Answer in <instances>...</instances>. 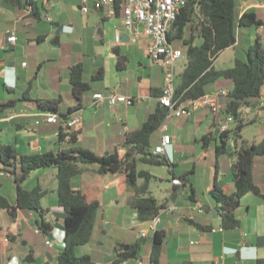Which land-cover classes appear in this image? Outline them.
<instances>
[{
	"label": "crops",
	"instance_id": "0c3cea01",
	"mask_svg": "<svg viewBox=\"0 0 264 264\" xmlns=\"http://www.w3.org/2000/svg\"><path fill=\"white\" fill-rule=\"evenodd\" d=\"M36 6L41 8L39 17L34 16L27 6L19 8L4 5L5 9L0 10V103H10L11 106L0 112V143L12 146L22 156L68 149L70 146L65 143L57 144L58 129L65 125L63 122L66 120L77 118L78 122L71 128L78 132V146L98 156L116 152L119 157H123L125 150L119 146L124 136L139 129L148 115L154 112L158 103L155 93L160 92L163 86V69L150 62L146 55L148 39L142 36L137 44L130 43L121 23L119 3L113 7V15H109V8L95 10L93 0H48L45 4L38 0ZM83 7L87 8V13L81 11ZM46 8L51 15V22L44 18ZM248 10L256 13L263 21V26L252 30L239 29L235 44L222 51L214 61H219L224 54L233 51L225 60L230 66L215 68L213 64L216 70L231 68L236 57L242 59L256 37L264 45L263 0H238V16ZM8 32L14 33L15 43L7 42ZM116 36L119 42L115 41ZM184 38L188 39L187 34ZM23 40L27 49H24ZM199 42L196 37L194 43ZM172 44L182 52V57L174 66L175 86H178L187 60L182 42L175 41ZM22 50L27 52V57H18ZM22 62L26 66H21ZM77 64L82 65V79L88 84V90L79 100L74 98L70 83V70ZM231 89L230 81L218 80L207 85L204 94ZM97 92L105 96L130 97L133 103L130 106L117 104L113 108L106 104L95 107L92 95ZM38 100L56 101L59 113H71L63 122L58 117L56 124L41 123L43 116L49 113L36 106ZM218 103L223 110L226 98L219 97ZM255 104L256 100L247 112V120L254 121L255 142L258 143L264 136V116H259L261 110L256 107L252 109ZM223 117L222 114L213 115L207 109H200L189 116L168 118L153 134L152 148L160 143L163 135L171 137V145L165 149L163 156L173 164V167H168L171 179L177 177L183 183V192L176 201L177 209L172 213L161 210L160 223L155 231L148 229L147 222L139 221L136 212L130 207L132 193L127 190L124 173L98 175L95 173L96 166H83L85 171L71 180L72 188L79 191L86 201L97 202L99 211L91 241L79 247V256L87 255L96 264L113 261L137 264L138 260L146 263L149 262L155 232L158 231L164 233L158 264H258V261L264 264V199L252 193L244 195L235 210L240 226L223 230L219 209L209 194L215 181L225 193L234 192L231 177L234 160L226 157L230 149L235 152L242 143L249 144L242 139L243 129L235 131L234 124L229 128L234 139L228 135L227 153L217 154L216 147L221 142L218 123ZM247 123L251 122L244 121L243 125ZM263 170L261 178L255 183L264 195ZM139 171L147 172L151 180H162L149 169ZM183 176L186 178L184 182L181 179ZM141 183L139 179L138 184ZM36 186L47 191L40 200V206L48 210L43 220L51 223L58 218V224H61L62 209L58 206L55 192V170L47 168L32 171L20 185L23 190H31ZM149 192L158 204L166 206L176 198L178 189L172 186L168 196L161 202L151 192L150 183ZM0 195L10 205H16L13 178L1 171ZM198 206L203 208L202 214L195 209ZM214 209L217 210L216 218L212 215ZM35 218L34 214L17 209L15 219L11 220L6 210L0 209V226L5 229L0 227V241L4 245L1 250H5L4 253L0 250V264H30L24 261L23 253L14 250L19 242L14 243L15 246L10 245L6 236L14 237L18 232L22 236L21 244L34 254L35 245L25 240V232L37 228ZM106 225L125 228L134 234L133 237L111 241L113 251L107 259L98 251L97 254H89L83 250L90 244L101 243ZM60 231L54 228L46 236L57 241L54 244L57 253L63 248L58 243ZM37 236L47 247L45 238ZM136 242L140 244L139 259H123L121 253ZM57 253L51 255L42 252L34 258L35 264H54ZM12 258L15 260L11 261Z\"/></svg>",
	"mask_w": 264,
	"mask_h": 264
},
{
	"label": "trees",
	"instance_id": "16d2710c",
	"mask_svg": "<svg viewBox=\"0 0 264 264\" xmlns=\"http://www.w3.org/2000/svg\"><path fill=\"white\" fill-rule=\"evenodd\" d=\"M2 1L5 6L30 7L34 16L40 15L41 8L36 6L37 1ZM237 5L238 0H200L198 2L188 0L181 8L168 34L169 42H182L183 54L187 60L180 74V83L175 88L177 98L197 99L204 95L207 85L218 80L230 81L232 89L225 97L226 103L220 113L223 116H237L238 111L244 108L250 110L251 104L257 101L264 91V45L259 37H256L253 44L245 50L242 59L237 57L234 59L231 68L216 70L213 67L219 54L235 44L238 27L257 29L263 26V21L252 10L245 11L239 17ZM187 29L190 34L185 40ZM196 37L200 40L199 44L194 43ZM117 64H120V60ZM82 74L81 64L73 66L70 70L72 94L77 100L88 90V84L83 81ZM160 94L161 91L155 93L156 96ZM35 103L40 110L56 115L62 122L71 113V111L66 115L59 113L56 101L38 100ZM9 107H11L10 103H0V112ZM262 110L264 111V108ZM164 117L165 113L157 103L156 109L148 115L141 127L124 136L119 146L125 150L123 157H119L116 152L98 156L78 146V132L68 127L66 122H63L65 125L58 129L57 144L65 143L70 146L68 149L22 156L12 146L0 143V163L3 166L0 171L10 175L16 187V205H10L8 200L0 195V209L6 210L11 220L15 219L17 209L34 214L36 229L44 238L54 228L64 232L63 248L55 256L54 264H96L87 255L76 256L75 249L91 241L99 204L95 201H86L79 191L72 188L71 180L85 171L83 167L85 165L96 166L95 173L98 175L124 173L127 190L132 193L129 205L136 212L137 219L147 222L158 215L165 206L158 204L149 192L152 177L147 172L137 170V166L142 164L173 167V164L169 163L164 156L154 155L151 150V138L162 125ZM242 127L243 122L238 121L235 131ZM229 132L228 130L219 135L221 142L216 147L218 155L227 153ZM235 157L231 166L234 192L225 193L216 181L209 192L219 209L223 230L236 229L240 226L239 220L235 217V210L244 195L252 193L264 199L254 179L255 158H264V136L258 143L248 145L245 142L242 143L235 151ZM47 168L55 170V192L58 206L62 209L61 224H58V218L51 223L43 220L48 210L40 206V200L47 194L46 190H42L40 186L31 190H23L20 187L30 172ZM139 179L143 180L141 184H138ZM181 179L183 182L186 180L185 176ZM194 225L200 227L197 224ZM163 238V232H155L149 257L150 264H158ZM139 245L138 242L129 245V250L121 253L123 259L138 260ZM24 261L27 263L35 261L31 251L28 252ZM108 264H119V262L113 261Z\"/></svg>",
	"mask_w": 264,
	"mask_h": 264
},
{
	"label": "built area",
	"instance_id": "2783aa9c",
	"mask_svg": "<svg viewBox=\"0 0 264 264\" xmlns=\"http://www.w3.org/2000/svg\"><path fill=\"white\" fill-rule=\"evenodd\" d=\"M36 2L38 0H31ZM44 4L48 0H42ZM188 0H93V8L95 10H102L109 8V15H113V7L117 2L122 10L121 23L127 31L129 41L131 44H137L139 39L144 36L148 39L146 46V55L150 62L157 64L163 69V86L161 94L157 97L158 104L166 108L164 120L168 118H181L189 116L193 111L200 109H207L213 115H219L222 107L218 103L219 97H226L229 90H219L208 94H204L197 99H181L177 98L175 93V63L182 57L181 50L175 48L171 42L168 41V34L172 27L173 22L176 20L182 7L185 6ZM198 2L200 0H192ZM196 5V4H195ZM50 8V5L48 6ZM30 8V7H29ZM83 13H87V8H81ZM44 18L47 22H51V15L48 13L47 8L44 12ZM71 28H69V32ZM115 41L119 42V37H115ZM8 43H15L16 37L13 32H8ZM21 66H26L25 62ZM94 100L93 105L99 107L106 104L109 108H113L117 104H124L130 106L133 99L123 95H107L102 92H97L92 95ZM256 108H264V91L256 101ZM248 109V110H247ZM249 108H244L238 111L237 116L227 115L224 116L218 123V132L225 133L229 130L231 125L237 124L238 121L244 122L247 118ZM59 119L54 114H45L41 123L56 124ZM78 122L77 118L67 120L68 127L74 126ZM163 124V123H162ZM171 145V137L163 135L160 143L152 148L154 155H164L165 149ZM171 184L177 187L178 193L176 198L170 204L166 205L162 211L172 213L177 209L176 201L179 195L183 192V183L177 177L171 179ZM198 213L204 212L201 206L195 208ZM160 223V216L155 215L147 221L148 229L155 231ZM34 233L40 235L37 229ZM59 242L63 246L64 232L60 231ZM55 239L52 240L45 237V245L48 248L54 247ZM15 260L14 258L11 261ZM10 261V262H11ZM17 264V262L15 263ZM137 264H150L138 260Z\"/></svg>",
	"mask_w": 264,
	"mask_h": 264
},
{
	"label": "rangeland",
	"instance_id": "374dc122",
	"mask_svg": "<svg viewBox=\"0 0 264 264\" xmlns=\"http://www.w3.org/2000/svg\"><path fill=\"white\" fill-rule=\"evenodd\" d=\"M264 2V0H263ZM4 4H3V1L0 0V10H4ZM239 29H242V30H247V29H250L252 30L253 28H245V27H238L237 28V32L236 34H238L239 32ZM192 32V31H191ZM194 32V31H193ZM243 32V31H242ZM186 34L187 36H189L190 34V31L187 29L186 31ZM196 32L194 33V35L196 36ZM146 38H143V40H145ZM147 40V39H146ZM23 44H24V40L22 41ZM24 49H27V47L25 46L24 44ZM233 54V51H230L226 54L223 55V57H221L219 59V61H216L214 63L215 65V68H226V67H229L230 65H227L226 63V58L227 56L229 55H232ZM18 57L22 58V57H27V52H25L24 50L20 51ZM178 66H176V70H177ZM248 110V109H247ZM261 110V111H260ZM259 111V116H264V111L262 109H260ZM250 112H254V111H250ZM249 119V118H248ZM245 122H251V123H247L245 125H243L242 129H243V133H242V139L244 140H247L249 144L251 143H256L255 140V127L253 126L254 124V121H251V120H247V118L245 119ZM236 125V124H235ZM232 131L229 132V136L231 138L234 139L233 135H232ZM248 145V144H247ZM240 147V146H239ZM228 157H226L227 159H233L235 161V152L233 149H230L229 150V153H228ZM227 156V155H226ZM177 160V159H176ZM178 162V160H177ZM264 168V158H260V157H256L255 158V163H254V179L256 182H258V180L261 178L262 176V170ZM141 169H149L150 171L154 172L156 175H158L159 177L162 178V180L160 179H153L150 181V190L151 192L158 198L159 202L161 201H164V197H167L168 196V192L169 190L172 188V184H171V176L169 174V168L168 166H148V165H142V164H139L137 166V170H141ZM261 174V175H260ZM256 177V178H255ZM141 181H143L142 179H140ZM31 225V224H30ZM2 229H4V226H0ZM9 229H12L11 227ZM33 229V227H32ZM104 230H105V235L102 236L100 238V244H90L88 247H85V251H88V253L90 254H97L99 252V254L102 256V257H105L107 259V257H109V253L112 252V248L110 247V244H111V241H113L114 239H121V237H133V233L132 231H128L126 230L125 228H119L117 226L115 227H112V226H109V225H106L104 227ZM5 231V229H4ZM12 232H15V231H12ZM31 231H26L25 232V240L28 241L29 243H33L35 246V250H34V258L38 256V254L40 253H44V252H47L51 255H54L57 253V247H52V248H48V247H45L43 242H42V239L41 237L35 235L33 232H34V229L33 231L30 233ZM17 234L14 235V237L12 236H6V238L8 239V243L11 245V244H18L16 245V247L14 248V250H16L18 253L21 252L24 254V257L27 256L28 254V251L25 249V245H22L21 242H20V237L22 236H19L18 232H16ZM8 234V233H6ZM11 238V239H10ZM13 238V239H12ZM11 240V241H10ZM14 244V246H15ZM3 244L1 243L0 241V250L3 249ZM7 248V246H6ZM5 250H1L2 253H4ZM98 251V252H97ZM81 251H79V247L78 249L75 250V255L76 256H79L81 255L80 254ZM22 255V254H21ZM36 263V260L30 264H35Z\"/></svg>",
	"mask_w": 264,
	"mask_h": 264
},
{
	"label": "water",
	"instance_id": "95a60500",
	"mask_svg": "<svg viewBox=\"0 0 264 264\" xmlns=\"http://www.w3.org/2000/svg\"><path fill=\"white\" fill-rule=\"evenodd\" d=\"M255 107H256V104L252 106V109H255ZM161 110H162L164 113L167 111L166 108H163V107H161ZM216 134H217V133H216ZM105 155H106V154H105ZM212 215H213L214 218H216V215H217V210H216V209L212 210ZM49 237H50V236H49ZM125 250L127 251V250H128V247H126Z\"/></svg>",
	"mask_w": 264,
	"mask_h": 264
}]
</instances>
